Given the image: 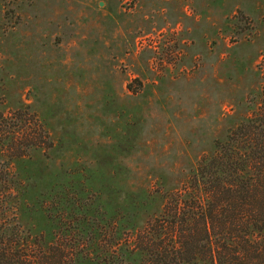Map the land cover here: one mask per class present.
<instances>
[{"label": "rangeland", "instance_id": "rangeland-1", "mask_svg": "<svg viewBox=\"0 0 264 264\" xmlns=\"http://www.w3.org/2000/svg\"><path fill=\"white\" fill-rule=\"evenodd\" d=\"M263 99L264 0H0L4 214L62 264H142Z\"/></svg>", "mask_w": 264, "mask_h": 264}, {"label": "trees", "instance_id": "trees-1", "mask_svg": "<svg viewBox=\"0 0 264 264\" xmlns=\"http://www.w3.org/2000/svg\"><path fill=\"white\" fill-rule=\"evenodd\" d=\"M7 207L0 199V264H62L5 216ZM135 248L142 264H264V99L167 197Z\"/></svg>", "mask_w": 264, "mask_h": 264}]
</instances>
